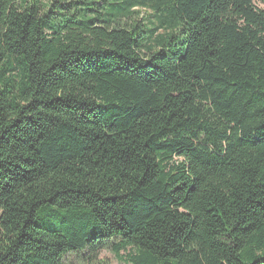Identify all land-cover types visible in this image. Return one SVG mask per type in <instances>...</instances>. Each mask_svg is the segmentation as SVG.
<instances>
[{"label": "trees", "instance_id": "16d2710c", "mask_svg": "<svg viewBox=\"0 0 264 264\" xmlns=\"http://www.w3.org/2000/svg\"><path fill=\"white\" fill-rule=\"evenodd\" d=\"M255 3L0 0V264H264Z\"/></svg>", "mask_w": 264, "mask_h": 264}, {"label": "rangeland", "instance_id": "374dc122", "mask_svg": "<svg viewBox=\"0 0 264 264\" xmlns=\"http://www.w3.org/2000/svg\"><path fill=\"white\" fill-rule=\"evenodd\" d=\"M255 5L264 10V6L255 3ZM142 18H146L147 12H141ZM63 264H129L127 261L126 253L121 252L120 257H115L109 251H102L95 260H88L82 255L71 254L63 261Z\"/></svg>", "mask_w": 264, "mask_h": 264}]
</instances>
